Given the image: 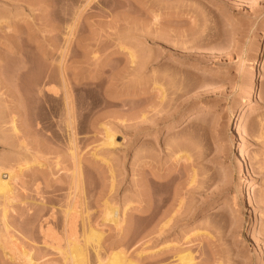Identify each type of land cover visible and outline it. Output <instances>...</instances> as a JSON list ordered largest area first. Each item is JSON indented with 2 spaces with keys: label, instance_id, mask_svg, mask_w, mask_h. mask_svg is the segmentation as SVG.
Wrapping results in <instances>:
<instances>
[{
  "label": "rangeland",
  "instance_id": "1",
  "mask_svg": "<svg viewBox=\"0 0 264 264\" xmlns=\"http://www.w3.org/2000/svg\"><path fill=\"white\" fill-rule=\"evenodd\" d=\"M263 38L264 0H0V264H264Z\"/></svg>",
  "mask_w": 264,
  "mask_h": 264
},
{
  "label": "bare ground",
  "instance_id": "2",
  "mask_svg": "<svg viewBox=\"0 0 264 264\" xmlns=\"http://www.w3.org/2000/svg\"><path fill=\"white\" fill-rule=\"evenodd\" d=\"M263 44H264V38H263V40L261 41V42H259L257 45H256V57H255V59H254V64H255V72H254V76H253V80H252V85H251V88H250V90H249V94H248V97H247V99H245V100H243V103L241 104V106H240V108L238 109V111H239V113L240 114H244L246 111H247V104H248V102H249V100L254 96V94L256 93V91H257V89H258V85H259V77H260V63H259V58H258V56L260 55V52H261V50H262V48H263ZM258 68H259V70H258ZM236 116H237V114L234 112V111H232L231 112V114H230V117H229V120H228V123H229V129H232V125L234 124V122H235V119H236ZM115 133L113 132H111V131H109L108 132V135H107V144L108 145H110V146H115L116 144L114 143V141L113 140H115ZM230 135H232V133L230 134ZM231 140H233L232 138H231ZM116 142V141H115ZM105 144H106V141H105ZM241 151V153H242V150H240ZM244 158H242V154L239 156V159L237 160V162L238 163H242V162H244ZM8 176H9V178H8V180H5L4 178L2 179V178H0V193L1 194H4V195H7V194H9L10 192H11V190H12V187H11V185H10V180L12 179V173L11 172H9L8 173ZM14 176V175H13ZM241 194H242V196L243 197H247V195L242 191L241 192ZM251 203V200H250V198H248L247 197V202L245 203V205H244V210H246V209H249V204ZM115 208V207H114ZM113 209H111V210H109L107 213H108V216H105L106 218L104 219V220H109V221H111L112 223H115V225H118L119 224V220H118V216L116 217L115 215V213L118 211H116V212H114L115 211V209L112 211ZM118 214V213H117ZM122 215H124V213L122 214ZM124 220V219H123ZM120 223H122V222H120ZM120 225V224H119ZM121 226V225H120ZM103 235H102V233H100V232H98L97 230L95 231V230H91L90 231V235H88V238L87 239H93V241H96V240H98V241H96V242H99V240H100V238L102 237ZM102 239V238H101ZM75 241V240H74ZM100 243V242H99ZM99 243H97V244H99ZM74 244V243H73ZM67 245V244H66ZM84 248V247H83ZM162 249V247L158 250V248H157V251H160ZM71 250H72V253H75V254H77V255H75V254H73V255H75L76 257L79 255V254H81L83 257H85V251L81 248V246L80 245H75L74 247H73V245H72V248H71ZM84 251V252H83ZM71 255V254H70ZM80 256V255H79ZM81 256V257H82ZM80 257V258H81ZM72 258V257H71ZM121 257L119 256V254H118V252L117 253H114V254H112L111 256H110V258H109V263L110 264H116L117 262L118 263H122V264H131V261H130V263H126L125 261H122L121 262V260L122 259H120ZM77 259V258H76ZM82 259V258H81ZM81 259H79V260H81ZM123 259H125V258H123ZM78 260V259H77ZM83 260L85 261V259L83 258ZM179 260H180V262L182 263V264H185V263H187V262H190L191 261V256H190V254L189 253H186V254H183V255H180V257H179ZM120 261V262H119ZM80 262V261H79ZM83 262V261H82ZM79 264H81V262L79 263ZM84 264V263H83ZM135 264V263H134Z\"/></svg>",
  "mask_w": 264,
  "mask_h": 264
}]
</instances>
